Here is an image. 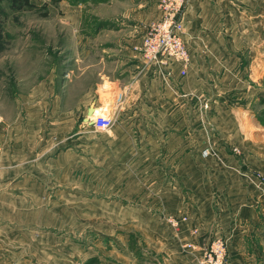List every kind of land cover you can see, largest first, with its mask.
I'll use <instances>...</instances> for the list:
<instances>
[{
	"label": "crops",
	"instance_id": "obj_1",
	"mask_svg": "<svg viewBox=\"0 0 264 264\" xmlns=\"http://www.w3.org/2000/svg\"><path fill=\"white\" fill-rule=\"evenodd\" d=\"M176 2L190 56L184 76L177 62L147 66L138 49L143 20L156 23ZM102 6L109 17L136 19L124 48L130 61L75 60L65 72L64 101L55 95V121L9 125L11 144L0 154V179L8 181L0 208L14 221L18 211L46 209V190L34 179L47 172L20 168L44 138L60 168L55 178L92 179L69 188L77 202L114 210L103 220L106 229L88 237L112 243L118 233L125 240L101 253V264H141L144 250L164 264H197L201 252L184 246L214 237L226 240L230 260L239 245L263 241L264 184L249 168L264 174V119L252 108L259 96L254 83L264 80V0H102ZM90 106L112 117L107 133L70 120ZM78 161L102 166L78 173L72 170ZM4 163L12 164L1 170ZM95 189L102 199L79 197ZM4 240L13 243L14 234ZM14 255L15 248L0 250V259L13 262Z\"/></svg>",
	"mask_w": 264,
	"mask_h": 264
},
{
	"label": "rangeland",
	"instance_id": "obj_2",
	"mask_svg": "<svg viewBox=\"0 0 264 264\" xmlns=\"http://www.w3.org/2000/svg\"><path fill=\"white\" fill-rule=\"evenodd\" d=\"M30 2L36 6V10L16 11L9 0L0 3V154L11 144L9 125L13 122L34 120L45 123L48 127L50 122L56 120L55 95L58 93L61 101H64L66 90L62 86L65 87L69 77L65 72L74 68L75 60L130 61L128 50L124 48L129 45L131 37H134L129 32V27L136 19L109 17V14H105L108 12L104 11L102 0ZM145 21L143 20L142 34L137 36V39L142 37V41L155 24H146ZM121 28L127 32L119 33ZM139 48L141 49V45H138ZM257 82L254 87L259 96L253 99L252 108L264 119V100H259L264 97V80ZM84 116L86 115L80 114L69 117L72 121H82ZM47 132L48 130L42 129L40 134L44 137ZM42 140L36 149L37 154H32L29 162H21L20 168L26 167L32 173L40 170L47 172V176L41 180L34 179L46 190L47 207L45 210L36 208L18 211L15 221L11 218L12 213H8L9 210L0 208V237L11 233L15 237L13 243L10 240L0 243V250L4 253L7 248H15L14 261L1 257L0 264H101V253L122 245L125 240H119L118 233L112 234L114 228L111 237L116 241H111L112 243L107 239L88 240L91 235H96L94 229H106L102 228L106 223L103 220L112 215L114 210L106 211L101 206L95 209V206H87L82 200L77 202L78 195L69 188L76 182L86 185L84 180L90 179L55 178L56 171L60 168L56 166L51 150H48L46 139ZM11 164L4 163L1 170L10 168ZM101 166V162L78 161L72 164V170L80 173L87 168L97 169ZM249 169L264 184V174L255 168ZM7 182L0 179V188L6 187ZM90 191L89 194H79V197H90L91 201H95L104 196L101 190ZM114 198L116 195H112V199ZM117 212L119 211H115ZM15 213L16 211L13 215ZM6 224L12 226L7 227ZM217 238L221 237H214L197 245L196 251ZM128 241L127 247L133 246L134 242ZM247 244V249H242V245H239V251L229 260L226 242V264H264V240ZM127 249L133 251L134 247ZM144 253L145 258L139 260L141 264L166 263L160 257L146 253V250Z\"/></svg>",
	"mask_w": 264,
	"mask_h": 264
},
{
	"label": "built area",
	"instance_id": "obj_3",
	"mask_svg": "<svg viewBox=\"0 0 264 264\" xmlns=\"http://www.w3.org/2000/svg\"><path fill=\"white\" fill-rule=\"evenodd\" d=\"M168 5V4H167ZM168 5L165 13L160 21L152 25L150 30L143 37L142 42V59L147 66L167 65L169 62L179 63L183 70L181 75H186V69L190 64V56L185 44L182 41V23L177 18L180 9L178 3L169 9ZM94 131L99 133H107L113 125V119L108 112L93 114L90 118ZM209 155L208 149L203 150L202 156ZM185 221L186 218H183ZM169 222L178 226V221L169 219ZM226 241L222 238H217L204 247L199 248L200 256L197 259V264H226ZM185 248L198 250V247L192 244H186Z\"/></svg>",
	"mask_w": 264,
	"mask_h": 264
},
{
	"label": "trees",
	"instance_id": "obj_4",
	"mask_svg": "<svg viewBox=\"0 0 264 264\" xmlns=\"http://www.w3.org/2000/svg\"><path fill=\"white\" fill-rule=\"evenodd\" d=\"M3 1L5 0H0V3ZM9 1L11 3V7L15 8L16 11L36 10V6L32 2H30V0H9Z\"/></svg>",
	"mask_w": 264,
	"mask_h": 264
},
{
	"label": "water",
	"instance_id": "obj_5",
	"mask_svg": "<svg viewBox=\"0 0 264 264\" xmlns=\"http://www.w3.org/2000/svg\"><path fill=\"white\" fill-rule=\"evenodd\" d=\"M94 111H95V108L93 106H90L88 109H87V112H86V116L84 117L83 119V122L88 124V125H92V122L89 121L90 118L93 116L94 114Z\"/></svg>",
	"mask_w": 264,
	"mask_h": 264
},
{
	"label": "bare ground",
	"instance_id": "obj_6",
	"mask_svg": "<svg viewBox=\"0 0 264 264\" xmlns=\"http://www.w3.org/2000/svg\"><path fill=\"white\" fill-rule=\"evenodd\" d=\"M98 112H99V111H98ZM98 112H97V113H98Z\"/></svg>",
	"mask_w": 264,
	"mask_h": 264
}]
</instances>
